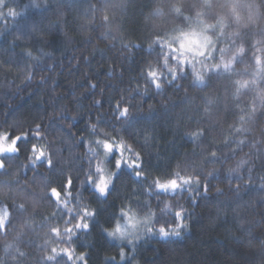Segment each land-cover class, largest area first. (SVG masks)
Segmentation results:
<instances>
[{
    "label": "clouds",
    "instance_id": "9594fccd",
    "mask_svg": "<svg viewBox=\"0 0 264 264\" xmlns=\"http://www.w3.org/2000/svg\"><path fill=\"white\" fill-rule=\"evenodd\" d=\"M261 3H264V0H261ZM126 20V16L120 15L105 0H88L84 10L78 14H70L68 9H64L57 19L62 25V34L67 36L76 52L90 47L92 53L99 52L106 59L108 53H111L123 67L121 76L129 61L138 56L142 57L138 71L128 76L119 99L122 107H128L131 117L141 109V101L150 94H156L160 103L161 100L166 102L170 95H182L183 100H177V103L189 99L194 101L189 112L182 113L188 121L194 122V130L185 131L179 121L175 123L172 139L165 141L171 145L174 152L168 160L166 170L156 171L145 164V158L149 154H158L149 151L152 145L144 140V133L152 130L138 129L135 139H129L121 130V126L105 124V115L109 113L107 111H102L103 122L100 124H97L95 109L91 111V119L87 114V119L81 115L79 120L72 121L73 124L83 122L82 130L78 129L80 135L73 131L68 135V126L64 125L63 136L54 135L48 125H44L37 132L36 125L43 124V117L39 118V122L33 118L20 124L0 125V148L11 145V140H6L3 133H8L9 137L35 133L34 138L39 140L42 146H46L45 151L52 153L56 166H62L59 170L63 175L70 171L79 184L75 197L65 185L64 195L59 198V207L49 201V215L39 220L36 219V212L40 203L29 199V196L25 198V193L32 190L30 186L20 188L18 180L13 191L0 192V200L15 199L24 204V210L19 212L8 230L0 231V264H89L88 247H78L77 241L86 245L92 243L89 237L91 225L97 215V205L84 188L91 186L98 196H108L121 167L113 168L108 158L105 162L109 173L106 191L98 190L95 186L99 183L95 162L91 165L88 163L91 155L89 147L99 151L97 139L101 142L113 137L117 138L114 142L123 140L132 147L133 154L140 153L143 161L139 169L140 174H134L140 183L132 182L128 187L121 189L112 222L100 224L107 240L115 243L114 247L101 253L99 264H145L141 255L145 238L156 240L169 236L178 237L182 230H189L193 217L205 211L197 206L198 201L207 199L213 203L220 197L235 195L239 198L247 195V191L242 190L250 189L253 184L247 182V167L242 169L244 175H239L241 169H237V165L242 158L248 159L253 166L252 179L258 182L260 187V176L264 174V144L259 141L264 138V121L258 117L261 106L264 105V84L260 82L264 72L258 71L260 54L256 55L258 63L251 73L240 72L233 60L243 50L248 51V46L241 38V29H249L253 33L252 47L256 53L261 52V49L256 47L260 42L256 32L260 25L264 24L260 5L238 4L236 0H148L134 20L135 27L108 31L111 26L123 25ZM99 26H103L105 31L101 32ZM24 55L28 56L26 52ZM66 58L70 60L73 56L68 55ZM84 62L90 63L91 58L87 57ZM220 81H223V84L218 86ZM238 81L241 84L247 81V87H238ZM229 102L235 119L226 130L218 133L217 129L224 120L222 113L228 112ZM155 104L149 102L146 108L152 110ZM253 108L257 110V118L254 120L248 118ZM240 116H244L246 120L243 123V128L248 130L246 146L238 150L227 162L214 163L212 151L218 149L219 156L236 147V139L240 133H237L235 128L241 125ZM111 117L113 122L121 121L119 113H111ZM188 133L199 135L195 144ZM40 137L43 139H39ZM152 139L158 140L160 137L153 133ZM225 139L227 143L224 142ZM253 142H257V147L260 148V159H256L257 153L251 148ZM81 144L86 149L83 156L77 157V154L72 152L65 159L64 148L60 145L72 150L79 148ZM22 151L23 155L19 156L18 164L13 161L6 162L10 176L20 174L22 166L27 163L25 157L31 155L29 145L26 151L24 146L20 145L18 153ZM77 158L81 162L73 164L72 161ZM100 158H103L102 155ZM117 158L115 154L114 161ZM230 168L237 171H227ZM112 172L114 175H111ZM89 177L93 182L84 183ZM157 177L162 180L165 177L176 179L180 183L177 186L166 185L165 191L157 187ZM205 184L208 186L207 191ZM51 187L60 186L53 182ZM146 193L167 194L163 198L162 207L150 202ZM55 199L56 197H53V201ZM73 199L76 200L75 204ZM155 200L159 201L161 197L157 195ZM239 206L241 209L245 207L242 204ZM56 208L67 210L71 215H62ZM163 211L172 213L174 221L156 222L157 215ZM81 218L87 227H78ZM2 219L3 217H0V220ZM66 229H71V232ZM161 229H165L169 234H161ZM259 244V250H250L252 264H264V239H261ZM53 249H56V253H53ZM65 252L70 255H65ZM52 255H55V260L47 259ZM167 255L166 253L164 264Z\"/></svg>",
    "mask_w": 264,
    "mask_h": 264
},
{
    "label": "trees",
    "instance_id": "16d2710c",
    "mask_svg": "<svg viewBox=\"0 0 264 264\" xmlns=\"http://www.w3.org/2000/svg\"><path fill=\"white\" fill-rule=\"evenodd\" d=\"M105 2L127 18L123 25H115L117 28L115 31H118L136 26L134 20L140 8L148 0H105ZM236 2L259 4L261 13L264 14V3H261V0H236ZM87 3L88 0H6L4 6L0 8V12H3V16L0 17V62H5L0 63V125L20 124L24 120L33 118L39 122L40 117L44 118L43 125H48L50 118L59 117L62 109L67 110L70 116L84 115L87 119V114L91 110L93 92L95 98H103L105 101L101 111L109 112L111 106L120 99L128 76L138 71L142 57L138 56L129 61L124 66V74L121 76L123 67L111 53H108L106 59L99 52L93 55L91 48H84L83 45L80 47L84 50L76 52L67 36L62 34V25L56 23L58 14L64 9H68L70 14H78L84 10ZM10 7H14L19 15L10 16L8 13ZM81 23H83L82 18ZM112 27L108 31L113 30ZM99 30L105 31L103 26H99ZM256 37L260 41L256 45L261 49L260 53H256L255 48L252 47L253 33L249 29H241V38L248 46L244 57L237 62V68L242 73H251L254 70L255 65L252 61L254 55H264V24L260 25ZM12 40L16 41L15 45L9 44ZM24 48H31L33 55L38 59L33 60L25 56L22 51ZM68 55L79 59V64L77 59H67ZM84 57H90L91 62L85 63ZM26 64H32L36 73L31 81L25 80ZM41 75L48 77L47 83L43 85L38 82ZM89 79L97 83L96 89L89 91L87 84ZM222 84L223 81H220L218 86ZM82 94L86 95L82 96ZM177 100H183L182 95H170L166 102L161 100L160 103L159 97L153 93L141 101V109L127 122L123 124L121 121L113 122L110 112L105 115L104 122L107 126H121V130L129 139H135L138 129H151L152 136L155 133L160 139L150 141L152 147L149 151L158 154H149L145 158V164L156 171H164L174 152L171 145L166 144L165 141L172 139V128L175 123L179 121L185 131L194 130V122L188 121L187 117L182 115L189 112L194 101L189 99L184 100L183 103H177ZM149 102L156 103L152 110L146 108ZM222 115L224 120L217 129L218 133L226 130L235 119V114L231 111V102H229L228 112ZM62 123L67 125L68 121H62ZM82 123L76 124V127L72 129L77 135H80L78 129L82 130ZM57 136H63V133H57ZM64 138L67 139L66 136ZM31 139L32 137L22 138L18 142L24 146V151L27 150ZM137 143L139 144V141ZM60 146L64 148L65 159L72 152H75L77 157L83 156L86 152L82 144L79 148L72 150L63 145ZM5 155L17 157L12 161L18 164L19 156L23 155V151ZM114 158L115 153L109 157L108 161L112 166H114ZM80 162L78 158L72 161L73 164ZM40 164L43 165V161H40ZM31 167L29 165L28 171H20L19 187L30 186L36 193L35 196H29V199L40 203L36 212V219L39 220L49 215L50 209L49 199L43 198L39 185L41 176L38 173L50 177L52 182H56L60 187L63 186L64 175L61 170L57 171L61 173H52L45 167L38 166V170L34 172ZM60 167L62 166H57L58 169ZM7 179L11 177H0V182ZM73 180L70 191L75 197L79 191V184L75 176ZM132 182L140 183L132 169L127 165H121L108 196L100 197L91 186H85L84 191L97 205V215L91 225L89 239H92V243L86 245L78 240L77 246L88 247L89 264H99L101 253L107 248L114 247L115 241L107 240L100 229V224L112 222L121 189L128 187ZM242 191H247V195L239 198L235 195L220 197L213 203L207 199L198 201L197 206L205 211L194 216L192 227L189 230H182L178 237L169 236L156 240L146 237L141 251L145 264H164L166 253L168 254L166 264H252L250 250H259V241L264 239V188L259 187L258 182H255L250 189ZM145 195H149L150 202L162 207L163 198L167 194L146 193ZM157 195L161 197V200H155ZM19 202L21 201H16V203ZM72 202L75 204L76 200L73 199ZM5 204L10 206V211L15 216L19 214L11 200H0V207ZM52 204L54 205L55 202L52 201ZM240 204L245 207L241 209ZM31 210L29 207V211ZM56 211L67 215L66 210L56 208ZM170 221H174V217L167 211L160 212L156 217V222Z\"/></svg>",
    "mask_w": 264,
    "mask_h": 264
},
{
    "label": "snow or ice",
    "instance_id": "6c2138e0",
    "mask_svg": "<svg viewBox=\"0 0 264 264\" xmlns=\"http://www.w3.org/2000/svg\"><path fill=\"white\" fill-rule=\"evenodd\" d=\"M6 3V0H0V8L4 6ZM8 13L10 16H17L19 15V12L14 8L10 7L8 9ZM3 16V12H0V17ZM58 23V21H56ZM16 41L12 40L9 41V44L15 45ZM23 52H26L29 57H31L33 60L38 59V57L32 55L33 50L31 48H24L22 49ZM103 51V49H101ZM247 50H243L237 57H234L233 60L235 63L239 62V60L244 57L245 53ZM95 54V51L93 52ZM73 59H77L76 57H73ZM84 59H87V57H84ZM252 61L254 65H257V60H256V55L252 57ZM0 63H5V62H0ZM77 64H79V59H77ZM260 67L258 68V71L264 72V55H260V61H259ZM26 75H25V80L30 81L34 78L35 76V70L33 68L32 64H26ZM151 75V73H150ZM48 77L45 75H41L39 77V83L41 85L47 83ZM261 83H264V77L261 78ZM89 91L96 89L97 88V83L93 82V80L89 79L87 81ZM238 87H247V81L243 82H237ZM74 95V93H73ZM86 94H82L84 96ZM92 100L90 104V109H95L96 112V120L97 124H100L103 122L101 113L102 109L104 108V99L103 98H95V93H92ZM151 107V106H149ZM91 110L89 111V119H91ZM110 113H119V116L121 117V122L125 123L131 118V114L129 112L128 107L121 106V101L117 100L113 106L109 109ZM80 115L76 116H70L67 114V110L62 109L61 114L59 117H54L50 118V122L48 124V127L51 129L52 133L54 135H57V133H64V126H68V135L71 134L72 129L76 127V124H73L72 121L74 120H79ZM249 119H256L257 118V110L255 108L252 109V114L248 117ZM262 121H264V105L261 106L260 110V115L258 117ZM239 120L241 121V125L235 128V131L237 133H240V135L236 139V147H233L229 150L227 153H222L221 155H217L218 149L214 150L211 152V157L213 158L214 163H220V162H227L232 158L233 155L236 154L238 150H242L244 146H246V140H247V129L243 128V123L246 122L244 116H240ZM62 121H68L67 125L62 123ZM15 125V123L13 124ZM41 127H44L43 124H38L36 125V131L38 132ZM5 136V139L11 140V145L5 148H0V177H11V179H7L5 181L0 182V192L4 190L8 191H13V183L18 181V174L14 176H10L9 170L6 167V162H11L12 160L16 159L17 157L12 156V155H5V154H12V153H18L20 151V144L18 143L22 138L27 139L29 137H32V139L29 141V146H30V156H26L25 159L27 160V163H25L22 167L24 171L29 170V164L32 165L31 170L36 172L38 170V166H43L46 169L50 170L52 173H56L59 171L57 169L56 164L52 160V153L46 152L45 147L42 146L39 143V140L35 139V133H24L23 136L20 134L13 135L9 137L8 133H3ZM192 137V141L195 144V142L199 139V135L197 133H188ZM39 139H43V137H40ZM117 138L113 137L111 140H104L101 142L100 139H97L96 144L99 146V151L93 150L91 147H89V153L91 155L88 158V163L91 165L93 161L95 162L96 166V178L99 180V183L95 184V186L98 188L100 191H106V186H107V181L109 179V173L107 171V166H106V161H108V158L112 156L113 153H115L118 158L115 159L114 161V166L113 168H119L121 165H127L128 168L132 169L135 175H139V169L142 167L143 161L140 157V153H135L133 154L132 147L130 145H127L126 142L123 140H120L119 142H114L116 141ZM144 140L146 143L150 142L152 140V134L149 131H146L144 133ZM225 143H227V140H224ZM260 144H264V138H261L259 141ZM251 148L255 149L257 155L256 159H260V148L257 147V142H253L251 144ZM125 154H127V158H125ZM102 155V159L100 158ZM40 161H44L43 165L40 164ZM244 167L248 168V179L247 182L248 184L252 185L256 181L252 179V170L253 166L249 163L248 159H241L239 161V164L237 165V169H241L239 172V175H244L242 169ZM237 169H228L227 171L229 172H236ZM215 171V170H213ZM211 174V173H210ZM111 175H114V172L111 173ZM41 178L39 180V185L42 190L43 198L49 199L50 202L53 201V197H56L55 203L59 207V198L64 195V186L67 185L70 189L73 187V176L70 171L66 172L64 175V181H63V186L59 188H52L51 184L53 183L50 177L44 176L43 174H40ZM260 180L262 183L260 184L261 188H264V174L260 176ZM86 182H93L92 178L89 177L84 181ZM183 182H188V181H183ZM180 183V181H177L176 179H171L168 177H165L163 180L160 177H157V187L161 188L162 190L167 191L166 185H173L177 186ZM207 184L204 185L205 191H207ZM237 188H239V184H237ZM36 193L32 190H29L25 193V198L28 196H35ZM12 203L15 205L17 212H22L24 210V204L23 203H16V200L13 199ZM67 215H71L70 212L66 210ZM84 215H87V212L84 213ZM0 217H3L2 220H0V231L6 232L11 225L12 221L16 218V216L10 211V206L5 204L3 207H0ZM79 226L87 227V224L84 223L83 218L80 220ZM120 228L119 226L117 227V231H119ZM66 231L71 232V229H66ZM161 234L163 235H168L169 233L165 229L160 230ZM53 253H56V249L52 250ZM65 255H70V253L65 252ZM55 255L47 257L49 260H55Z\"/></svg>",
    "mask_w": 264,
    "mask_h": 264
},
{
    "label": "rangeland",
    "instance_id": "374dc122",
    "mask_svg": "<svg viewBox=\"0 0 264 264\" xmlns=\"http://www.w3.org/2000/svg\"><path fill=\"white\" fill-rule=\"evenodd\" d=\"M112 29H113V30H111V32H115V30H116L117 28L115 27V25H113Z\"/></svg>",
    "mask_w": 264,
    "mask_h": 264
}]
</instances>
